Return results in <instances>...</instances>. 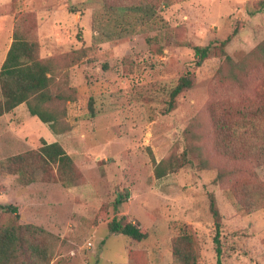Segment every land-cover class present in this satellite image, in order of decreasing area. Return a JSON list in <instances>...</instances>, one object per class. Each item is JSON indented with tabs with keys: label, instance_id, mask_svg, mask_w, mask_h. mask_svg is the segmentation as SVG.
I'll list each match as a JSON object with an SVG mask.
<instances>
[{
	"label": "rangeland",
	"instance_id": "obj_1",
	"mask_svg": "<svg viewBox=\"0 0 264 264\" xmlns=\"http://www.w3.org/2000/svg\"><path fill=\"white\" fill-rule=\"evenodd\" d=\"M261 1L0 0V65L13 36L28 44L53 117L49 128L24 103L0 115V229L20 240L9 264H173L183 235L186 264H215L209 196L221 264H264V156L215 149L218 134L242 146L249 119H264ZM194 46L208 47L200 66ZM185 72L192 86L167 110ZM42 141L67 155L50 169L69 186L17 176L28 170L14 157L36 162ZM112 218L146 238L110 234Z\"/></svg>",
	"mask_w": 264,
	"mask_h": 264
},
{
	"label": "trees",
	"instance_id": "obj_2",
	"mask_svg": "<svg viewBox=\"0 0 264 264\" xmlns=\"http://www.w3.org/2000/svg\"><path fill=\"white\" fill-rule=\"evenodd\" d=\"M143 6V5H138ZM260 6H264V0L260 2ZM137 11L146 14V9L144 7H134ZM230 36L226 37L225 40L220 42L219 46L224 47L225 44L231 39ZM29 45L23 42L18 36H13V40L10 43L5 57L0 65V115L7 113L14 109L21 103H24L26 110L30 116L36 117L42 124H47L50 128V123L53 121L52 115L46 113L39 109V104L49 101L50 96L45 92L47 88L49 77L46 76L48 69L44 63H40L36 58H32V51L28 49ZM32 52V53H31ZM208 52V47H192V55L195 57V66H200L201 62L206 58ZM192 86V75L190 72H185V74L177 79L175 86L169 92V102L167 110L173 107L174 99L181 92L189 89ZM30 98H34V104L30 103ZM221 126H215L214 131ZM259 129H262L260 131ZM228 134V131L226 132ZM218 134V133H217ZM245 140L242 146H239L238 138L235 137V133H231L228 137L227 135H219L218 140L215 145L216 151H218L223 156L235 157L234 153H237L240 148L245 147L246 151L251 155L255 154V158L259 159L264 156V119L262 116L254 118V120L249 119V124L245 129ZM43 142V141H42ZM39 154L36 162L29 164L25 163L23 157L16 156V166L22 167L26 166L28 172L19 174L17 176H25L28 178L25 184L36 183V182H53L58 181L61 185L69 186L70 181H62L66 177H60L53 174L50 169V165L62 166L60 161L64 159L68 160L67 155L63 153V150L56 144L50 143L46 144L43 142L39 149ZM27 155V154H26ZM32 155V153L30 154ZM35 164V165H34ZM18 169H16L17 171ZM56 172V171H55ZM218 179V178H217ZM126 196L121 197L117 195L114 201V206L121 204ZM2 211L4 213L12 214L14 219H18V214L16 209L10 205L2 206ZM208 212L212 218L213 223V236L211 242L213 245V252L215 254V264H221L220 262V216L218 214L217 208L215 207L214 200L212 196L208 199ZM18 229H25L31 231L34 234H45V232L32 225H18ZM107 230L110 234L114 235H124L135 242H140L146 238V232L131 223L121 224L120 219L112 218L107 224ZM190 239L188 236H181L178 239H174V244L171 249V258L173 264H186L187 255L182 253L184 249L188 247ZM177 244H182L180 248L176 247ZM20 246V240L15 236L13 230L10 229H0V264H9L14 256L15 250ZM186 249V250H187ZM185 260V261H184ZM129 264H135L136 261H128Z\"/></svg>",
	"mask_w": 264,
	"mask_h": 264
},
{
	"label": "crops",
	"instance_id": "obj_3",
	"mask_svg": "<svg viewBox=\"0 0 264 264\" xmlns=\"http://www.w3.org/2000/svg\"><path fill=\"white\" fill-rule=\"evenodd\" d=\"M1 59H2V56H1ZM3 60V59H2ZM2 62V61H1ZM21 106H20V104L18 105V106H16L15 108H14V112H16V110L17 109H19ZM47 231H48V229H46ZM50 231V230H49ZM142 242V241H141ZM125 255H126V253H125Z\"/></svg>",
	"mask_w": 264,
	"mask_h": 264
}]
</instances>
